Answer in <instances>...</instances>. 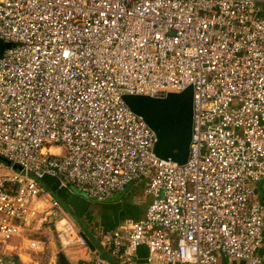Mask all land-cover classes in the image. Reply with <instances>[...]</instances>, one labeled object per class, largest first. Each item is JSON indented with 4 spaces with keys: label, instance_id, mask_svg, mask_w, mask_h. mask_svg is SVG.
<instances>
[{
    "label": "built area",
    "instance_id": "obj_1",
    "mask_svg": "<svg viewBox=\"0 0 264 264\" xmlns=\"http://www.w3.org/2000/svg\"><path fill=\"white\" fill-rule=\"evenodd\" d=\"M264 0H0V264L11 240L52 225L84 264H261ZM193 87L185 164L123 95ZM95 202L131 184L150 202L92 248L43 183ZM44 200V202L42 201ZM25 251L44 240L24 236ZM12 257V258H10Z\"/></svg>",
    "mask_w": 264,
    "mask_h": 264
},
{
    "label": "water",
    "instance_id": "obj_2",
    "mask_svg": "<svg viewBox=\"0 0 264 264\" xmlns=\"http://www.w3.org/2000/svg\"><path fill=\"white\" fill-rule=\"evenodd\" d=\"M10 46V43L0 37V58ZM123 100L155 132L157 138L154 146L155 154L162 159L185 164L189 157L192 138L193 87L188 86L181 92H170L163 98L125 94ZM0 162L17 171L22 170L21 166L12 164L2 155ZM99 247L101 248L100 244ZM57 257L61 258L57 264L65 263L62 252L57 254Z\"/></svg>",
    "mask_w": 264,
    "mask_h": 264
},
{
    "label": "crops",
    "instance_id": "obj_3",
    "mask_svg": "<svg viewBox=\"0 0 264 264\" xmlns=\"http://www.w3.org/2000/svg\"><path fill=\"white\" fill-rule=\"evenodd\" d=\"M49 179H50L49 187L51 188V190H54L57 185L56 179H53V178H49ZM53 186H55V188ZM257 189H258V195L264 203V180L258 185ZM57 190H61L64 193V196H66L70 201L73 202L76 200L75 199L76 198L75 188L74 189L72 188L71 191L64 190V189H58V188ZM116 197L113 200L111 199L110 201L101 203L103 204V206L101 205V208H100L102 210L100 214L101 215L100 219L102 220L101 221L102 224H104L105 222H111V221L119 223L126 218L136 219V217L139 218L143 215L144 210L139 208L140 204L138 202H136L135 200H131V199L127 200V198L125 199V197H119V199L117 200ZM42 201L44 202V200ZM117 205H119V207L116 210ZM67 206L68 207H65V208L69 209L70 207L71 209L69 210L74 211V209H72L70 205H67ZM91 213H92V210H88L82 216L83 222H85L84 224L87 226L86 227L87 229L83 228L81 224L77 223L73 219V217H72L73 219L72 221L79 228L80 232L83 235L85 233L86 236L91 241H96V242H99L100 244L97 226L99 225L101 226L102 224L88 223L85 217L88 216L90 219L92 217ZM52 229L55 230L54 226L48 224V225H45L44 228L39 232L27 230L26 232H23L22 234L14 236L11 240V244L12 246H14V249L9 251V253H11L10 255L14 257L16 264H57V262L60 261L61 259L60 257H57V254L61 252L63 253L64 258H65V263L63 264H84L85 261H88L92 258L90 253H88L86 250H83L81 248L80 250L82 252V256H77L76 250L66 251V249H64L63 251V249L61 248L63 246H61L57 238V235H55L56 230L54 231V233H52L51 231ZM42 234L47 237L45 241L46 248L43 252H28L24 250L26 241H25V238L23 237L25 235L36 237V236H42ZM90 247L93 248L91 243H90ZM259 254L262 259L261 264H264V242L260 249ZM241 264H244V262L241 261Z\"/></svg>",
    "mask_w": 264,
    "mask_h": 264
},
{
    "label": "rangeland",
    "instance_id": "obj_4",
    "mask_svg": "<svg viewBox=\"0 0 264 264\" xmlns=\"http://www.w3.org/2000/svg\"><path fill=\"white\" fill-rule=\"evenodd\" d=\"M9 171V168H8V166L4 163V162H0V173H2V172H8ZM143 184H138V182L137 183H134V184H131V185H129V187H127V190L125 191V192H128L126 195H125V193H124V197H127V198H129V199H131V200H135L136 202H138L139 204H141V206H144V205H146L147 203H148V200H149V202H150V199H149V197L148 196H146L145 194H144V186H142ZM75 192H76V194L81 198V199H83V200H85L86 202L88 201V202H90L89 203V206H90V210H92V213H91V215H92V217L89 219V217L88 216H86L85 217V219L88 221V223H90L91 222V224L92 223H94V224H102L101 223V219H100V214H101V205L103 206V204H101V203H99V202H95V201H93V200H91V199H89L87 196H86V194L84 193V192H82L81 190H78V189H76L75 188ZM119 195H117V197H116V199L118 200L119 199ZM68 204H66L65 205V207H68L67 206ZM148 206V205H147ZM69 209H71L70 207H69ZM69 209H67L66 208V211H67V213H68V215L72 218L73 217V219L77 222V223H80L81 222V220H80V218H79V215H74V213L75 212H73V211H70ZM144 210V209H143ZM145 211V210H144ZM85 221V220H84ZM85 223V222H84ZM82 225V224H81ZM91 226V225H90ZM87 226L84 224V228L85 229H87L86 228ZM53 228V227H52ZM55 228V227H54ZM98 229H102V226H97V230ZM52 231V233H54V229H52L51 230ZM101 232H103V230H101ZM55 235H57L56 234V232H55ZM44 235L42 234V236H36V237H38V238H41L42 240H44V241H46V239H47V237H43ZM62 249H63V251H64V249H66V251L67 250H76L77 251V256H82V252H81V250H80V247H69V248H64V247H61ZM221 263L223 264V262L221 261ZM227 263H229V264H234V261L232 260V259H228V262ZM225 264V263H224ZM238 264H241V262L240 261H238Z\"/></svg>",
    "mask_w": 264,
    "mask_h": 264
},
{
    "label": "trees",
    "instance_id": "obj_5",
    "mask_svg": "<svg viewBox=\"0 0 264 264\" xmlns=\"http://www.w3.org/2000/svg\"><path fill=\"white\" fill-rule=\"evenodd\" d=\"M263 7H264V4H263ZM263 15H264V13H263ZM49 182H50V179L48 178V179H45L44 181H43V183L44 184H46V186L47 187H49L50 185H49ZM142 186H144V185H142ZM54 188H55V186H53ZM129 187V186H128ZM50 188V187H49ZM51 189V188H50ZM53 189V188H52ZM127 190V187L123 190V191H120V192H118V193H116L115 194V196L112 198V200L117 196V195H120V197H124V193H125V195L128 193V192H125ZM52 192H53V194L55 195V197H57L60 201H61V203L63 204V206L65 207V205L66 204H68V205H70L71 207H72V209H74V211L73 212H75L74 213V215H79V218H80V220H81V222L79 223V224H82V226H83V228H84V222H83V219H82V216L85 214V212H87L88 210H90V206H89V203L90 202H86L85 200H83V199H81L77 194L75 195V199L77 200H75V201H70L66 196H64V193L61 191V190H57V185H56V188L54 189V190H52ZM127 197H125V199H126ZM129 198H127V200H128ZM94 201V200H93ZM110 201V200H109ZM149 204V200H148V203L146 204V205H144V206H141V204L139 205V208L140 209H144V210H146V208H147V205ZM118 207H119V205H117L116 206V210L118 209ZM70 211H72V210H70ZM145 212V211H144ZM143 212V213H144ZM136 218H138V217H136ZM89 221V220H88ZM91 223V222H90ZM117 222H114V221H111V222H105L104 224H102L101 226H102V229L101 230H103V231H106V230H108V229H112V228H115L116 226H117ZM101 230L100 229H98V235L100 236L101 235ZM84 236L87 238V240H88V242H89V244L91 243L92 244V246H93V248H99V244H98V242H96V241H91L87 236H86V234L84 233ZM43 237H46V236H43ZM10 258H12V257H10Z\"/></svg>",
    "mask_w": 264,
    "mask_h": 264
}]
</instances>
